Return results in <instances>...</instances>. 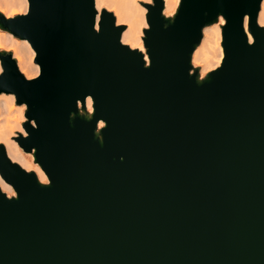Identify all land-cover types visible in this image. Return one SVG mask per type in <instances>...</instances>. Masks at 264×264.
<instances>
[{"label": "water", "instance_id": "1", "mask_svg": "<svg viewBox=\"0 0 264 264\" xmlns=\"http://www.w3.org/2000/svg\"><path fill=\"white\" fill-rule=\"evenodd\" d=\"M151 1L145 51L96 0L0 11L36 52L27 78L0 49V94L26 105L13 139L48 177L0 144V264H264L263 0ZM221 17L202 75L193 53Z\"/></svg>", "mask_w": 264, "mask_h": 264}, {"label": "bare ground", "instance_id": "2", "mask_svg": "<svg viewBox=\"0 0 264 264\" xmlns=\"http://www.w3.org/2000/svg\"><path fill=\"white\" fill-rule=\"evenodd\" d=\"M141 0H96V7L99 9L102 6L115 7V15L117 17V23H127V28L124 30L122 35V41L129 44L132 48H139L145 51L143 46L142 37V25L146 24V9L139 4ZM151 2V0H145ZM180 0H165V14L172 15L176 12ZM15 7L14 11L27 12L29 8L28 0H0V11L5 13L8 17L10 14L7 11V7ZM261 10L259 12L258 20L262 24L264 23V0L261 4ZM13 13V12H12ZM100 16V15H99ZM98 16V19H99ZM10 18V17H9ZM221 25H208L204 28V37L201 43L198 45L193 53L194 63L201 68V74L205 75L209 67V54L211 52L212 43L214 41H223L222 35V24L225 23L224 18H220ZM246 30L249 34V38L252 41V35L248 30V18L245 22ZM0 42L11 48L17 59L20 70L26 75L27 78H34L40 73V66L33 62L35 56V50L31 44L22 39V41H16L11 34L0 33ZM1 45V44H0ZM221 59L224 57V49L219 46ZM221 61H219L220 65ZM2 71L0 61V72ZM87 107L89 115L93 111V101L89 97L87 100ZM26 106L17 105L15 102V96L13 94H0V144H4L7 154L15 162H19L23 167L34 168L37 171L39 179L43 182H48V177L40 166L39 163L33 164L32 160L27 156L24 150L21 149L19 144L13 140V137L18 132L26 135V131L23 128V122L26 119L25 116ZM101 122L99 126H103ZM0 186L2 189L9 194L15 195L13 187L6 183L0 176Z\"/></svg>", "mask_w": 264, "mask_h": 264}, {"label": "rangeland", "instance_id": "3", "mask_svg": "<svg viewBox=\"0 0 264 264\" xmlns=\"http://www.w3.org/2000/svg\"><path fill=\"white\" fill-rule=\"evenodd\" d=\"M142 2H147V1H145V0H141V1H139V4L142 6V7H144L145 9H146V14H147V8L142 4ZM152 2V1H151ZM262 7V6H261ZM104 8H106V9H108L109 11H113L114 12V14H115V7H107V6H102L101 8H100V11H99V13L101 12V10L102 9H104ZM7 9V11H8V13L10 14V16L9 17H13V16H16V15H19V14H24V12L23 11H17V12H15L14 13V11L16 10V8L15 7H7L6 8ZM99 10V9H98ZM13 12V13H12ZM5 14V13H4ZM5 16L6 17H8L6 14H5ZM116 16V15H115ZM8 17V18H9ZM117 18V17H116ZM145 21H146V24L145 25H142V37H143V29L145 28V27H148V23H147V19H146V17H145ZM260 23V22H259ZM118 24H124V25H126L127 26V23H124V22H120V23H118ZM261 24V23H260ZM212 25H221V22H219V23H215V24H212ZM262 26H264V23H262L261 24ZM128 27V26H127ZM0 33H2V34H11V33H9V32H7V31H4V30H2V29H0ZM204 33V32H203ZM12 35V34H11ZM12 37L16 40V41H22V39H20V38H17V37H15L14 35H12ZM203 37H204V35H203ZM223 37V36H222ZM0 49H3V50H7V51H12L11 50V48H9V47H7V46H4V44H2L1 42H0ZM143 46H144V42H143ZM219 46H222V48H223V45H222V41L221 42H218V41H214L213 43H212V48H211V52H210V54H209V67H208V69L206 70V71H211V70H213V69H215L216 67H218L219 66V61H221L222 62V60H220L221 59V56H220V51H219ZM145 48V47H144ZM224 49V48H223ZM224 51V50H223ZM13 52V51H12ZM13 56H14V53H13ZM35 56H36V52H35ZM35 56H34V58H33V62L35 63ZM15 57V56H14ZM193 64L195 65V66H197L195 63H194V61H193ZM221 64V63H220ZM39 66V65H38ZM20 68V67H19ZM40 68V67H39ZM1 73V72H0ZM206 74V73H205ZM15 102H16V98H15ZM17 104V103H16ZM21 106V105H20ZM26 106V105H25ZM25 111H26V108H25ZM27 119H25V121H26ZM24 121V122H25ZM14 140V139H13ZM15 141V140H14ZM16 142V141H15ZM22 149V148H21ZM23 150V149H22ZM26 154H27V156L32 160V162H33V164H36V162H35V160H34V156H33V154H31V153H27V152H25ZM14 161V160H13ZM19 163V162H18ZM20 164V163H19ZM21 165V164H20ZM22 166V165H21ZM23 167V166H22ZM25 169H27V170H33V171H35L36 173H37V171L34 169V168H28V167H24ZM6 192V191H5ZM8 193V192H7ZM9 194V193H8ZM9 195H12V194H9Z\"/></svg>", "mask_w": 264, "mask_h": 264}]
</instances>
